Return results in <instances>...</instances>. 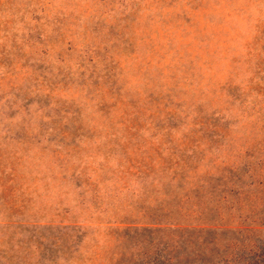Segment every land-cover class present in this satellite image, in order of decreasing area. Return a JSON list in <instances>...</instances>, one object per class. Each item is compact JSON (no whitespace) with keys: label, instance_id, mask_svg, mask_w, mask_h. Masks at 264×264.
Masks as SVG:
<instances>
[{"label":"rangeland","instance_id":"rangeland-1","mask_svg":"<svg viewBox=\"0 0 264 264\" xmlns=\"http://www.w3.org/2000/svg\"><path fill=\"white\" fill-rule=\"evenodd\" d=\"M263 245L264 0H0V264Z\"/></svg>","mask_w":264,"mask_h":264},{"label":"trees","instance_id":"trees-1","mask_svg":"<svg viewBox=\"0 0 264 264\" xmlns=\"http://www.w3.org/2000/svg\"><path fill=\"white\" fill-rule=\"evenodd\" d=\"M169 224H171V223H169ZM173 224H177V223H173ZM196 224H198V223H196ZM201 224V223H200ZM208 224H210L211 225V227L212 228H215L216 226L214 225V224H212V223H208ZM240 225H242V224H240ZM194 226H192V228H193ZM194 228H197V229H199V230H201V231H207L208 229H209V227H205V226H197V227H194ZM239 228H242V229H244V230H247V229H249V228H247V227H239ZM256 247L257 246H255L254 247V249H256ZM262 255L260 256V257H258L259 255L258 254H254L255 255V257L258 259L257 261H254L252 264H264V245H263V253H261ZM260 258H263V259H260ZM234 260H232V259H221V261H219V262H216V264H238V262H233Z\"/></svg>","mask_w":264,"mask_h":264}]
</instances>
